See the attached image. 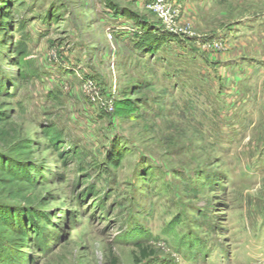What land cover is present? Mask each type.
Here are the masks:
<instances>
[{
  "label": "rangeland",
  "instance_id": "rangeland-1",
  "mask_svg": "<svg viewBox=\"0 0 264 264\" xmlns=\"http://www.w3.org/2000/svg\"><path fill=\"white\" fill-rule=\"evenodd\" d=\"M157 1L0 0V264H264V0Z\"/></svg>",
  "mask_w": 264,
  "mask_h": 264
},
{
  "label": "trees",
  "instance_id": "trees-1",
  "mask_svg": "<svg viewBox=\"0 0 264 264\" xmlns=\"http://www.w3.org/2000/svg\"><path fill=\"white\" fill-rule=\"evenodd\" d=\"M46 132L48 133V136L51 137V140L53 142V146L57 149V153L60 155L64 154V148L62 147V142L59 141V137L56 136L57 134L55 133V131H53L51 128L47 129ZM56 134V135H55ZM70 156L69 154L66 155V158ZM1 218V216H0ZM140 247V246H139ZM143 252V258H148L149 256L147 255V253L145 252V249L142 250ZM110 261L111 264H118V259L114 256V254L111 252L110 253Z\"/></svg>",
  "mask_w": 264,
  "mask_h": 264
},
{
  "label": "built area",
  "instance_id": "built-area-1",
  "mask_svg": "<svg viewBox=\"0 0 264 264\" xmlns=\"http://www.w3.org/2000/svg\"><path fill=\"white\" fill-rule=\"evenodd\" d=\"M165 0H158L157 1V3L160 5V4H162L163 2H164ZM162 10H164L163 8H162ZM167 19V18H166ZM176 31H178L177 29H176ZM173 34H178L177 32H174V31H171ZM89 86L91 87V88H93V86H94V84L93 83H91V82H89ZM108 107H111V103L110 102H106L105 103Z\"/></svg>",
  "mask_w": 264,
  "mask_h": 264
}]
</instances>
